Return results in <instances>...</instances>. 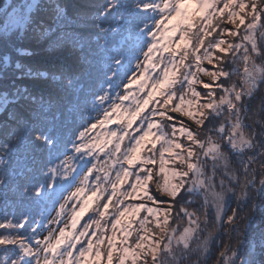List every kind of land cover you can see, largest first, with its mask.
Wrapping results in <instances>:
<instances>
[{
    "label": "snow or ice",
    "instance_id": "snow-or-ice-1",
    "mask_svg": "<svg viewBox=\"0 0 264 264\" xmlns=\"http://www.w3.org/2000/svg\"><path fill=\"white\" fill-rule=\"evenodd\" d=\"M3 15L5 45L9 33H31L73 65L52 74L58 91L0 92V185L13 175L25 198L56 213L16 216L5 201L0 229L15 235L0 234V245L13 246L0 264H182L207 252L208 237L191 248L208 227L200 212L214 207L222 226L226 195L236 198L228 224L247 227L257 214L264 223V97L252 108L264 85V0H105L94 28L127 36L119 47L97 39L106 87L76 96L67 113L61 93L84 91L77 69L94 55L75 27L83 17L59 4L41 15L34 3ZM110 18L116 27L104 28ZM217 264H264V229L258 244L226 245Z\"/></svg>",
    "mask_w": 264,
    "mask_h": 264
},
{
    "label": "trees",
    "instance_id": "trees-1",
    "mask_svg": "<svg viewBox=\"0 0 264 264\" xmlns=\"http://www.w3.org/2000/svg\"><path fill=\"white\" fill-rule=\"evenodd\" d=\"M104 2L105 0H40L38 2L41 15H51L52 8L57 4L63 7L72 18H75V14L79 12L83 19L78 22L75 27L81 32L86 41H90V47L94 53V55L90 57V63L86 65L82 71L77 69L80 74L79 86L82 87L84 91L82 93H69L66 96L64 93H61V95L64 96V99L61 101V107L65 113H67V109L70 107V102L74 101L76 96H79L82 101L90 90H95L101 86L106 87L104 78L107 73L106 64L109 62L105 60V55L102 57V50L97 46V39H99V43L101 44L100 40L103 36L107 35V32L94 28L97 8ZM121 2H123V0H121ZM33 11L35 12L37 9ZM111 25L112 19H109L104 23V28H108ZM18 36V33H9L8 37L10 38V43L5 45L4 34L0 32V92L11 90L10 86L13 84L36 92H45L47 90L58 91V81L51 79V76L53 73L59 75L62 71L70 70L73 65V57L63 49L50 48L45 42L37 41L32 37L31 33L26 34L22 38H17ZM5 56L7 57L6 61L4 59ZM101 62H103L104 65L99 66ZM17 64L20 65L19 68H17ZM30 69L33 73L45 72L48 73V75H29L28 72ZM116 83H119V81H116ZM87 98L89 100L91 99L90 96ZM4 115L5 113L0 111V121L3 120ZM69 119H71V117H69ZM75 122L79 123L78 115H76ZM0 157H3L2 152H0ZM14 162L15 161H13V163ZM2 166L3 164L0 165V174L4 173ZM19 184L20 181L18 178L10 175L7 188L0 185L1 218L5 211V201H7L8 213L16 216H19L22 212H27L30 215L32 213L38 214L39 211L44 210L45 207L47 211L52 213L53 206L51 204L45 206V204L41 203L38 206L36 201L25 198L21 194L22 190L19 188ZM200 203L201 201L197 202L198 205ZM221 228L222 230L218 232L216 241L211 244L212 247L206 254L191 252L184 258V261L187 260L191 263L200 261L203 264H217L218 254L220 250L225 248L224 245L229 243L231 245L238 238L240 239L241 233H243L240 230L229 232V229L224 225H222ZM7 229L9 233L12 232L15 235V229L11 227ZM10 247L11 245H0V259H3L6 255L3 249Z\"/></svg>",
    "mask_w": 264,
    "mask_h": 264
},
{
    "label": "rangeland",
    "instance_id": "rangeland-1",
    "mask_svg": "<svg viewBox=\"0 0 264 264\" xmlns=\"http://www.w3.org/2000/svg\"><path fill=\"white\" fill-rule=\"evenodd\" d=\"M39 1L40 0H0V24H1V26H2L3 20H4L3 9L6 6H19V5H23L26 3H34V4L38 5ZM129 2H131V0H123V3H129ZM8 10L10 11L11 7H9ZM110 19H112V18H110ZM261 23H264V19H262ZM111 27H116V22L114 19H112ZM229 27H232V25H229ZM240 35L241 36L244 35L243 26H241ZM123 36H127V33L120 34L119 32H117V33L107 32V35L103 36V38L100 41H101V44H106L109 47H119L122 43ZM226 39L233 41V42H239L238 37L237 38L226 37ZM257 40H258V44L261 43L260 38H259V34H257ZM101 54H102V57H103V55H105V53L103 51ZM93 61L97 62L96 60H93ZM133 63H135V62H133ZM204 64L206 67H211L210 65L207 64V61H205ZM102 65H104L103 62L99 63V66H102ZM204 79L207 80L208 78L204 77ZM233 79L238 80L239 78L233 77ZM256 95H257V99L252 102L253 110H258L260 107V103H261L260 97H264V85H262L260 87V89ZM93 115H95V113ZM250 122L251 121H249V123ZM97 131H100V129L98 128ZM245 131L248 132L249 129H245ZM213 135H215V134H213ZM225 151H227V150L225 149ZM229 155L231 156V153H229ZM3 158L5 160H7V157H3ZM235 159L236 158L233 157V166H235ZM0 165H2V164H0ZM3 169H4V165L2 166V170ZM4 174H5V172L0 174V179H2L4 177ZM257 179H259V176L257 177ZM257 186H259V185H257ZM219 190H220L219 187H217V191H219ZM252 195H253V197H255L254 191H253ZM197 202H200L199 198H197ZM256 202L258 203L259 201H256ZM197 207H199L198 204H197ZM235 207H236V198L232 197L231 201H229L228 196L226 195L225 201L223 204V208L221 211V216H222L223 220L225 221L223 223V225L229 229V232H235L237 230H240L243 232V233H241L240 239L238 238L236 241L233 242L235 245L233 243L231 245H230V243L227 245H230L232 247L234 245L233 248L239 249L241 244H243L245 246V248L249 247L252 243L258 244L259 243V234H260L261 229H264V223H262L260 221L259 215L257 214V218L254 221L246 222L247 227H246L245 223H240L238 228H234L233 225H230L226 222V218H227V215H231V211ZM205 212L207 213V217H208V227L205 231L198 233L197 237L191 241V248L195 249L197 247L198 243L203 241V239L205 237H208V250H207V252H208L209 249L212 247L211 244L216 241V237H217L218 232L221 231L222 228H221V223L219 221L215 220V208L214 207H209L206 210H201L200 215H201V221L202 222L205 218ZM55 214L56 213L53 210L51 213V216H55ZM90 214L91 213H87L82 217V219L80 221V225L87 222L88 216ZM251 214H252L251 212L248 213V215H251ZM51 216L49 217V219L51 218ZM80 225H78V227ZM185 225H186V221L182 220L179 222V226H180L181 230H182V227ZM202 227H204L203 223H202ZM209 233H210V235H209ZM0 234L8 235V234H13V233L12 232L9 233L8 229H3V230H0ZM238 241H239V243H238ZM225 246L226 245H224V247ZM10 248H12V245ZM257 251H258V249H257ZM201 253L206 254L204 252H201ZM182 264H203V263L200 261H194L193 263H191L187 260L184 261V259H183Z\"/></svg>",
    "mask_w": 264,
    "mask_h": 264
}]
</instances>
